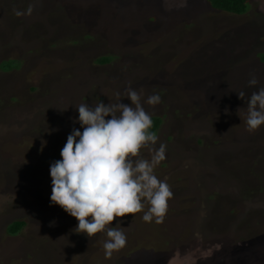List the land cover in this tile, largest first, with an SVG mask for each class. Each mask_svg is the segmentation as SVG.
Returning <instances> with one entry per match:
<instances>
[{
    "label": "rangeland",
    "instance_id": "obj_1",
    "mask_svg": "<svg viewBox=\"0 0 264 264\" xmlns=\"http://www.w3.org/2000/svg\"><path fill=\"white\" fill-rule=\"evenodd\" d=\"M249 4L235 15L208 0H0V264H264V125L247 131L238 95L264 87V0ZM129 87L161 118L154 174L173 196L163 223L142 219L145 204L90 238L51 203V164L83 131L79 104L131 105ZM108 228L127 238L111 258Z\"/></svg>",
    "mask_w": 264,
    "mask_h": 264
},
{
    "label": "clouds",
    "instance_id": "obj_2",
    "mask_svg": "<svg viewBox=\"0 0 264 264\" xmlns=\"http://www.w3.org/2000/svg\"><path fill=\"white\" fill-rule=\"evenodd\" d=\"M258 83L255 76L248 82L250 87ZM238 95L247 102V131L254 132L264 125V87L247 99L243 91ZM125 97L131 105L121 103L119 94L117 103L79 104L77 119L83 131L73 129L61 149L62 159L50 168L51 203L75 217L78 225L74 231L90 238L105 231L117 217L141 212L145 204L149 207L142 219L151 223L155 218L156 223H163L173 196L168 183L154 174L166 159V145L155 147L158 136L150 131L153 120L138 92L129 87ZM146 103L156 106L161 96L152 94ZM143 148L148 149L150 159L140 156ZM106 234L103 248L105 257L111 258L114 251L126 246L127 238L116 228H108Z\"/></svg>",
    "mask_w": 264,
    "mask_h": 264
},
{
    "label": "trees",
    "instance_id": "obj_3",
    "mask_svg": "<svg viewBox=\"0 0 264 264\" xmlns=\"http://www.w3.org/2000/svg\"><path fill=\"white\" fill-rule=\"evenodd\" d=\"M210 5L220 11H227L231 14L235 15H244L249 11L250 8V0H208ZM261 60L264 61V55H262ZM98 64L107 65L110 64L114 60V56L107 54L100 56L96 59ZM19 61V60H18ZM20 66V63H19ZM153 120V126L150 129V131L155 132V134L158 133V130L161 126V118L160 117H154ZM17 223V227L10 228L9 235H16L22 231V229L27 225L28 221L25 218H21L15 221ZM9 228V227H8Z\"/></svg>",
    "mask_w": 264,
    "mask_h": 264
},
{
    "label": "crops",
    "instance_id": "obj_4",
    "mask_svg": "<svg viewBox=\"0 0 264 264\" xmlns=\"http://www.w3.org/2000/svg\"><path fill=\"white\" fill-rule=\"evenodd\" d=\"M10 237H11V238H14V237H16V236L11 235Z\"/></svg>",
    "mask_w": 264,
    "mask_h": 264
}]
</instances>
